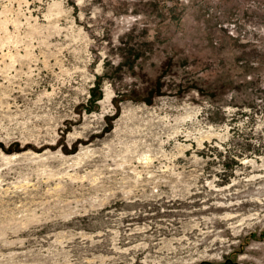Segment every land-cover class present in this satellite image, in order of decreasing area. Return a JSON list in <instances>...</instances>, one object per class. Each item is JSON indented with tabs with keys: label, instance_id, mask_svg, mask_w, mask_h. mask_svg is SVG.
Listing matches in <instances>:
<instances>
[{
	"label": "rangeland",
	"instance_id": "obj_1",
	"mask_svg": "<svg viewBox=\"0 0 264 264\" xmlns=\"http://www.w3.org/2000/svg\"><path fill=\"white\" fill-rule=\"evenodd\" d=\"M0 264H264V0H0Z\"/></svg>",
	"mask_w": 264,
	"mask_h": 264
}]
</instances>
